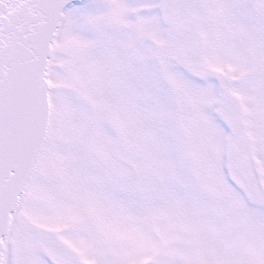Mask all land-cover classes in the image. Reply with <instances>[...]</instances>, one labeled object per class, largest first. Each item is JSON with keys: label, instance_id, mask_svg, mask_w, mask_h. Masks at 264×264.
Segmentation results:
<instances>
[{"label": "snow or ice", "instance_id": "snow-or-ice-1", "mask_svg": "<svg viewBox=\"0 0 264 264\" xmlns=\"http://www.w3.org/2000/svg\"><path fill=\"white\" fill-rule=\"evenodd\" d=\"M0 264H264V0H0Z\"/></svg>", "mask_w": 264, "mask_h": 264}]
</instances>
